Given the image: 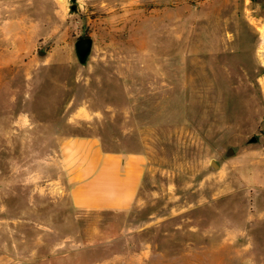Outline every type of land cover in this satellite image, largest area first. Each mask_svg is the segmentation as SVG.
<instances>
[{"label": "rangeland", "instance_id": "obj_1", "mask_svg": "<svg viewBox=\"0 0 264 264\" xmlns=\"http://www.w3.org/2000/svg\"><path fill=\"white\" fill-rule=\"evenodd\" d=\"M85 134L145 155L129 211L72 206ZM128 231L150 264H264V0H0V254L109 264Z\"/></svg>", "mask_w": 264, "mask_h": 264}, {"label": "crops", "instance_id": "obj_2", "mask_svg": "<svg viewBox=\"0 0 264 264\" xmlns=\"http://www.w3.org/2000/svg\"><path fill=\"white\" fill-rule=\"evenodd\" d=\"M25 122L22 118L16 124L25 126ZM59 164L65 171L68 196L75 209L118 213L132 208L144 180L146 157L142 152L106 149L94 134L71 135L60 143ZM125 238L127 249L117 251L109 264H150L149 248L133 247L129 231ZM37 259L35 250L27 261L14 252L0 254V264H40Z\"/></svg>", "mask_w": 264, "mask_h": 264}, {"label": "water", "instance_id": "obj_3", "mask_svg": "<svg viewBox=\"0 0 264 264\" xmlns=\"http://www.w3.org/2000/svg\"><path fill=\"white\" fill-rule=\"evenodd\" d=\"M72 2H76V0H72ZM71 9L75 10L76 5L73 4L71 6ZM92 48H93L92 37L86 36V37H79L78 39H76L74 43V49H75V53H76L77 59L80 64L84 65L87 63L91 55ZM255 141H257V139L254 136L249 139V142H255ZM232 152H233V149L230 147L227 151V155H229ZM211 166L215 167L217 166V163L215 161H212Z\"/></svg>", "mask_w": 264, "mask_h": 264}]
</instances>
